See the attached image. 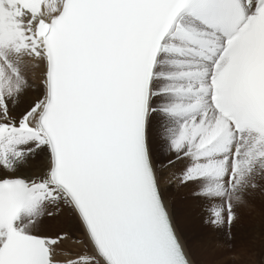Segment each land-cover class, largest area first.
<instances>
[{"label":"snow or ice","instance_id":"snow-or-ice-1","mask_svg":"<svg viewBox=\"0 0 264 264\" xmlns=\"http://www.w3.org/2000/svg\"><path fill=\"white\" fill-rule=\"evenodd\" d=\"M173 192L264 193V0H0V264H195Z\"/></svg>","mask_w":264,"mask_h":264},{"label":"bare ground","instance_id":"bare-ground-1","mask_svg":"<svg viewBox=\"0 0 264 264\" xmlns=\"http://www.w3.org/2000/svg\"><path fill=\"white\" fill-rule=\"evenodd\" d=\"M258 193L259 192L249 198V204L242 210L241 220L238 226L234 227L236 228L234 231L235 236L230 234L231 238H229V232L226 227L215 229L202 223L201 220L205 214L206 206H202V203L198 201L193 202L189 197V202L191 203L190 211L188 212V215H191V220L189 219L191 234H189L190 238L194 241V243H196L195 245L197 246V251L205 264H264V198L262 196H258ZM172 194L177 198L182 193L173 192ZM171 206L173 208L172 203ZM239 226L241 227L239 228ZM61 229H71L74 239L64 243L61 249V255L63 257L60 255L59 258L61 260L74 258L77 252L83 251L82 246L75 242L76 239H82L79 233L72 229L66 218L45 221L44 231L46 233L54 234ZM240 237L244 240V242H241L242 245L243 243L245 245L248 241L252 242L253 239H255L254 244L257 242L256 246L259 245L257 252L252 254V256L247 257L248 255L246 252L249 249H252L251 246L245 250L246 252L243 253L241 257L238 255L237 257L231 256L232 258H223L224 253L230 251L229 249H231V252H237L239 250L237 243L238 238ZM184 239L190 248L188 238H185L184 236ZM242 257H245V263ZM192 258L195 264H200L195 259V255L193 253Z\"/></svg>","mask_w":264,"mask_h":264},{"label":"rangeland","instance_id":"rangeland-1","mask_svg":"<svg viewBox=\"0 0 264 264\" xmlns=\"http://www.w3.org/2000/svg\"><path fill=\"white\" fill-rule=\"evenodd\" d=\"M172 196H173V198L171 200V203L173 205V210H174V212L176 214V217H177L178 225H179L180 229L183 231V234H184L185 238H188L189 243H190V248H191V250L193 249L192 253L195 255V259L197 260V262L200 263V264H205L202 261L201 256L199 255V253L197 251V246L195 245L196 243H194V241L190 238V234L191 233H190V227H189L190 224L189 223H190V220H191V215H188V212L190 211L191 203L189 202V197L186 194H184V193L180 194L179 197H177V198L173 194H172ZM258 196H262L264 198V193H260L259 192ZM240 227L241 226H239V228ZM235 229L236 228H233V230H231L232 236L233 235L235 236V234H234ZM242 241L244 242L242 237L238 238V243L237 244H238V249L239 250L237 252L236 251L235 252L234 251L231 252V249H229L230 250V251H228L229 253L228 252L224 253L223 258L224 257H231V256L232 257H237L238 255H240V257H241L243 255V253L246 252L245 250L248 247H251V246H252V249H249L246 252V254L248 255L247 257L252 256V254H255L257 252V249L259 248V245L256 246L257 242H256V244H254L255 243V239H253L252 242H249V241L246 242L245 245H244V243L242 245V243H241ZM242 259H243V261L245 263V257H242ZM259 264H261V263H259Z\"/></svg>","mask_w":264,"mask_h":264}]
</instances>
